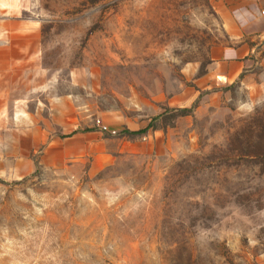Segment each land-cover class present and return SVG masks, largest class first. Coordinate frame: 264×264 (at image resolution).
I'll return each mask as SVG.
<instances>
[{
	"label": "rangeland",
	"instance_id": "374dc122",
	"mask_svg": "<svg viewBox=\"0 0 264 264\" xmlns=\"http://www.w3.org/2000/svg\"><path fill=\"white\" fill-rule=\"evenodd\" d=\"M254 1L0 0V264H264Z\"/></svg>",
	"mask_w": 264,
	"mask_h": 264
},
{
	"label": "crops",
	"instance_id": "0c3cea01",
	"mask_svg": "<svg viewBox=\"0 0 264 264\" xmlns=\"http://www.w3.org/2000/svg\"><path fill=\"white\" fill-rule=\"evenodd\" d=\"M260 2L261 1H258V0H255L254 2H253V4H254V6L256 7L255 9L256 10H254V11H251L250 12V15L252 16V22H251V20L248 22V26L250 27L251 26V24L252 23H256L257 24V22L259 21L260 23H264V19H262V17L259 15V11H258V6L260 5ZM262 3H264V1L262 2ZM252 4V3H251ZM230 18V19H229ZM223 19H224V21H225V26H226V28L230 31V32H235V28L237 29V31H239L240 29H241V27H248L247 25L246 26H244V25H239L238 24V21H236V17H232L231 15L229 16V17H226V16H224L223 15ZM239 19H241L240 17H239ZM248 27V28H249ZM247 28V29H248ZM250 31H248L249 33H256V32H258L255 28H253V30H251V27H250V29H249ZM255 30V31H254ZM231 53V54H230ZM235 56V57H234ZM236 56H237V54L236 53H232V52H228V51H223L222 52V55L219 57V58H217V60H219L220 62H218V64L219 63H221V61H223V60H226L227 62H226V64H228V66H231L230 67V69H229V73L228 74H226V76H227V78L228 79H231L232 77H234V76H236V75H238V68L240 67V61L236 58ZM234 57V58H233ZM233 58V59H232Z\"/></svg>",
	"mask_w": 264,
	"mask_h": 264
},
{
	"label": "trees",
	"instance_id": "16d2710c",
	"mask_svg": "<svg viewBox=\"0 0 264 264\" xmlns=\"http://www.w3.org/2000/svg\"><path fill=\"white\" fill-rule=\"evenodd\" d=\"M191 110L190 109H181L180 112H182L183 114H187L189 113Z\"/></svg>",
	"mask_w": 264,
	"mask_h": 264
},
{
	"label": "built area",
	"instance_id": "2783aa9c",
	"mask_svg": "<svg viewBox=\"0 0 264 264\" xmlns=\"http://www.w3.org/2000/svg\"><path fill=\"white\" fill-rule=\"evenodd\" d=\"M264 13V12H263Z\"/></svg>",
	"mask_w": 264,
	"mask_h": 264
}]
</instances>
